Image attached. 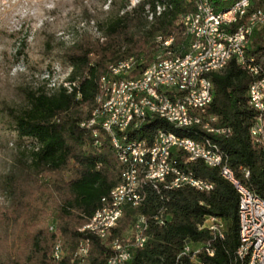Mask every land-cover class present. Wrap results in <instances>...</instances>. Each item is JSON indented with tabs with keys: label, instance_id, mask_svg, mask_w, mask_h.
<instances>
[{
	"label": "trees",
	"instance_id": "1",
	"mask_svg": "<svg viewBox=\"0 0 264 264\" xmlns=\"http://www.w3.org/2000/svg\"><path fill=\"white\" fill-rule=\"evenodd\" d=\"M210 1L216 9L223 10L236 0ZM249 1L252 9L264 11V0ZM128 6L125 0L113 14L97 23L98 36L83 37L65 51L63 61L69 72L64 81L46 91L41 87L29 91L25 108L12 114L18 137L31 139L33 145L27 151L23 173L5 177L10 204L0 209V223L10 224L13 232L11 237L0 235V264H106L111 255L108 241L128 234L137 215H144L148 222L147 241L133 248L131 258L124 264H244L235 256L239 244L236 189L220 176L217 167H207L200 160L186 162L187 155L178 151L176 157L174 148V158L194 170L196 177L211 182V191L185 185L170 190L160 185L154 189L142 182L139 190L146 193L144 202L125 209L119 227L117 224L107 241L79 231L101 207V199L119 183L122 170L110 137L99 121L87 125L97 106L100 79L109 74L113 62L130 56L135 59L136 69L131 77L141 74L163 56L162 42L170 36L172 48H185L188 37L182 18L195 9L190 0H139ZM245 20L231 25L229 31L246 24ZM245 47L248 65H255L259 76H264V27L252 30ZM254 77L246 65L233 58L222 70L209 75L212 101L195 114L209 121L211 127L227 128L228 132H211L201 124L176 129L155 117L129 133L135 139L150 141L154 129L160 127L195 140L209 139L219 147L240 181L264 198V144L254 142L250 133L256 113L246 96ZM244 169L249 172L247 177ZM69 171L71 177L67 178ZM47 201L56 212L54 230L47 227L42 209ZM160 210L165 218L161 225L153 218ZM210 216L224 223L223 238L213 236L206 226L200 227ZM80 239L88 240V254L72 260ZM57 242L63 251L55 259L52 254ZM186 243L202 247L195 261L181 254ZM205 247L212 250V255L206 253Z\"/></svg>",
	"mask_w": 264,
	"mask_h": 264
},
{
	"label": "bare ground",
	"instance_id": "2",
	"mask_svg": "<svg viewBox=\"0 0 264 264\" xmlns=\"http://www.w3.org/2000/svg\"><path fill=\"white\" fill-rule=\"evenodd\" d=\"M190 1L194 3L195 9L193 12L183 15L182 18L184 22L185 16L186 25H184V32L186 37H188V43L186 46H193L195 37H202V30H204V35H211L212 26H214L216 31L226 34L223 37V41H221V47H217L216 59L215 53H206L203 55V59H201V51H206V42H199V51H193V54H186V62H188L186 66L185 60H178V68H185V80L179 78H172L169 80V76L173 75V68L177 66L176 54L172 53H180V50H178L179 48H172V40L166 39L162 42V45L164 46L163 56H168V61H159L158 65L157 60L151 63L141 74H137L134 77H127V74H119V79L110 80L112 72L120 71L124 63L132 64V69H134L135 59L130 56L125 60L115 63L113 62L109 66V74L107 73L108 75L100 79V88L96 96L97 106L87 125L89 126L96 121H99L98 123H100L101 127L110 137L118 161V155H125V145H122L120 141L138 144L145 140L133 138L130 135L129 130L131 131L133 128H137L142 122L149 119V115L163 119L176 129H186L197 124V117L199 116L196 115L195 112L198 113L204 111L205 107L211 103L213 98V86L209 78L210 73L222 70L232 58L234 59V55H230L233 52L232 41L237 39V42H244L245 47L253 28L264 25V11L252 9L249 0H236L231 6L223 10H218L213 6L212 14H219L220 19H212V22H205L203 8L207 3V0ZM236 3H243L244 9L235 8ZM156 10V13L158 14L160 12V7H157ZM151 16L152 14H150L148 18L151 19ZM243 19H246V24L239 25L233 32L229 31L231 25L238 24L239 21ZM157 40H161V37L158 36ZM254 68L259 73V69L257 67ZM200 69H202L203 72V88L207 96V98L203 99L199 98V96L193 91V88L187 87L185 84V81H193V73ZM248 69L250 70V68ZM250 71L253 74V71ZM120 81H126V87L138 86L141 82H147L148 90L153 92V96H156L161 104H140L138 102H131V118H125V129L123 130L120 128V119H113L112 121L105 123V120H109L112 117V110H114L115 117H122V108H129L130 106V99L127 98V91H125L123 82ZM160 83H165V86L160 85ZM246 96L249 106L255 110V101L250 100L249 87ZM117 102H120V106H117ZM187 112L191 113L192 116H195L188 119V126L176 125V120H178L179 117L180 119H187ZM133 123H137V125L133 127ZM258 129H264V115H259ZM250 133L254 140L252 127ZM163 136L174 137L177 138L178 141L187 142L190 145V147H182L179 149V151H182L187 155L188 159L186 162L200 160L204 165L208 166L207 157L202 155V153L195 151V149H210L221 155L218 159L210 160L209 167L222 169V167L227 166L225 156L220 151L219 147L211 140H195L191 137L177 135L157 127L151 134V140L149 141V143H152L154 149H152L151 145H144L142 151L139 152V159L142 163L141 167H138L137 161L121 160V162H119L122 166L119 183L110 190L107 197L101 199V207L96 209L92 214L93 220H87L79 229L80 232L95 235L104 241L108 240L109 234L117 224H103V220H105L106 216L107 201L112 200V195H114L115 191L123 186L130 187V192L135 195H142L139 190L142 182L150 184L154 189H158V187L162 185L165 189L170 190L173 189L176 184L177 188L185 185L198 191H208V189L210 190L213 187L211 182L199 177H196V179H201V186L197 183H191V179H184L183 181L177 182V170L181 173H192V171L189 168L182 166L179 161L174 158L171 151L173 148L175 149V145L165 144ZM254 142L264 144V133H255ZM162 157H164V167L168 172V176L165 177L157 175V170H152V162H160V158ZM231 173L234 174L235 179H237L239 189H236V192L238 197H240V189H242L247 193L249 198H254V200L264 204V198H261L254 190L244 185L232 169ZM140 203L141 200L124 202L123 206H120L119 208V217L123 215L127 207H137ZM163 213L164 212L160 210L153 217L154 220L156 222L157 220H165ZM237 216L239 224V244L237 249H242L240 261L244 264H248L254 260L253 246H249V239L243 238L240 209H238ZM140 219L146 220V217L144 215H137L135 221L133 220V227L136 226L137 220ZM204 226L209 229V217L206 218L204 224L200 227ZM147 230L144 232V240L147 239ZM129 231H127V233ZM118 241L119 236L112 237L108 241L107 246L111 249V255L108 257L106 264H113V261H120V253H118L117 248H115V244H117ZM144 244L145 242H142V246ZM184 246H187V243L184 244ZM62 251L61 243H55L52 254L53 257L58 259L61 256ZM87 254L88 248H86V251H80L78 258H84ZM181 254H183V252ZM256 260H264V253H256Z\"/></svg>",
	"mask_w": 264,
	"mask_h": 264
},
{
	"label": "rangeland",
	"instance_id": "3",
	"mask_svg": "<svg viewBox=\"0 0 264 264\" xmlns=\"http://www.w3.org/2000/svg\"><path fill=\"white\" fill-rule=\"evenodd\" d=\"M138 1L128 0V7ZM124 2L0 0V209L10 204L5 177L23 173L27 151L33 145L31 139L18 137L12 114L25 108L29 91L40 87L46 91L64 81L69 72L63 61L65 51L83 37L98 36L97 23ZM65 175L70 178L71 172ZM42 209L47 227L54 230L56 212L49 201ZM12 232L10 224L0 223V235L11 237Z\"/></svg>",
	"mask_w": 264,
	"mask_h": 264
},
{
	"label": "built area",
	"instance_id": "4",
	"mask_svg": "<svg viewBox=\"0 0 264 264\" xmlns=\"http://www.w3.org/2000/svg\"><path fill=\"white\" fill-rule=\"evenodd\" d=\"M213 4L210 0H207L203 11L205 16V22H212V19H220L219 14H212ZM235 8L244 9L243 3H236ZM183 25H186L185 16ZM254 29V28H253ZM226 34H223L219 31H216L214 26H212L211 35H204V30H202V37H195V41L193 46H186L184 49L180 50V53H172L176 54L177 66L173 68V75L169 76V80L172 78H179L185 80V68H178V60H185V66L188 62H186V54H193V51H199V42H206V51H201V59H203V55L206 53H215L216 59V50L217 47H221V41H223V37ZM168 40H173L170 36ZM167 42V41H166ZM233 43V52L230 55H234V59L241 63L242 65H246L250 70L253 71V75L255 76L252 82L249 84L250 88V100L255 101V113L256 117L254 119V123L252 125V132L255 140V133H264V129H258V115H264V77L259 76L258 71L253 67L249 66L245 56L247 49L244 47V42H237V39L232 41ZM159 61H168V56H162L158 58ZM136 73V69H132V64H123L120 71L112 72L111 79H119V74H127V77H131ZM150 81V76H149ZM123 82V86H125V91H127V98L130 99L129 108H122V117H115L114 110H112V117L109 120H105V123L108 121H112L113 119H120V128L125 129V118H131L130 115V107L131 102H138L140 104H150V103H159V100L156 96H153V92L148 90L147 82H141L138 86L126 87V81ZM187 87L193 88V91L199 96V98H207L205 94V90L203 88V72L202 69L197 70L193 73V81H185ZM160 85H164L165 83H160ZM161 105V104H160ZM117 106H120V102H117ZM192 116L191 113L187 112V119L176 120V125L188 126V119ZM155 118L149 115V120ZM197 124H201L204 129H209L211 132L217 133H225L228 132L227 128H213L209 124V121H202L201 117H197ZM137 123H133V127H135ZM165 144H173L176 149V157L177 152L182 147H190L187 142H180L177 138L174 137H164ZM122 145H125V155H118L119 162L121 160H131L137 161L138 167H141V162L139 159V152L142 151L144 145H151L149 143V139L143 140L142 143L131 144L126 143L124 141H120ZM152 149L153 146H152ZM195 151L202 153V155L206 156L209 162L212 159H218L221 155L219 153H215L214 150H201L195 149ZM152 170H157V175L160 176H168V172L164 167V157L160 158V162H152ZM220 176L227 180L234 189H239L237 184V179H235L234 174L231 173V167L227 163L226 167H222V169H218ZM244 177H247L249 172L247 169L243 170ZM151 178V177H149ZM184 179H191V183H197L201 186V179H196V174L193 170L192 173H181L177 170V182L183 181ZM177 188V184L173 189ZM208 189V188H207ZM208 191H211L208 189ZM146 197V193L142 192V195H135L130 192V187H121L115 191L114 195H112V200L107 201V210L105 220H103V224H118L122 219L119 217V208L123 206L124 202H129L131 200H141V203L144 202ZM238 209L241 210V227L243 229V238L249 239V246H253L254 252V260L248 264H264V260H256V253H264V204L261 202L254 200V198H249L247 193L240 189V197H238ZM87 220H93L92 215L87 218ZM165 220H157V224H164ZM53 230V226L50 228ZM147 230V220L140 219L137 220V224L135 227L130 228L129 234L119 235V241L115 244V248H117V252L120 253V261H113V264H124L131 258V250L133 248L142 247V242H146L144 240V232ZM208 231L215 237L223 238L224 236V223L222 220L215 216L209 217V229ZM86 248H89L87 239H80L74 248V252L72 255V260L75 259L76 256L79 255L80 251H86ZM202 249L201 246L196 244L187 243V246H183V255H186L188 258H194L196 254ZM110 250V248H109ZM205 251L207 254L212 255V250L208 247H205ZM242 253V249H236V258L240 262V256ZM64 255H62L63 257Z\"/></svg>",
	"mask_w": 264,
	"mask_h": 264
}]
</instances>
